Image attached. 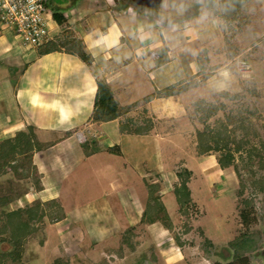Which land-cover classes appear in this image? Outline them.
I'll list each match as a JSON object with an SVG mask.
<instances>
[{
    "label": "rangeland",
    "instance_id": "1",
    "mask_svg": "<svg viewBox=\"0 0 264 264\" xmlns=\"http://www.w3.org/2000/svg\"><path fill=\"white\" fill-rule=\"evenodd\" d=\"M213 1L217 6L222 0ZM205 2L163 0L157 13L153 14L145 10L138 11L141 10L138 8L135 10L127 0H50L51 9L65 10L63 15L66 18L62 25H57L53 40L61 37V41L72 36L84 39L85 51L88 54L90 52L87 45L91 47L94 42L99 41L103 28L106 29L107 26L117 29L115 16L120 12H123L124 17H127L129 11L149 18V22L140 19L142 21L136 23L141 30L149 32L141 40L149 39L148 45L151 48L147 46L145 50H150L148 57L153 63L151 69L156 71L163 67L162 79L166 86L157 90L153 82L155 77L151 78L148 74L146 80H149L152 87L151 93L131 102L130 105L135 108L143 105L153 95L157 96L168 88L170 90L172 86L175 94L171 96H177L181 93L180 90H188L199 82L213 91L209 103L217 107V110L207 122H201L200 117L194 116L191 107L189 112H186L190 121H186V116V119L182 120L184 126L172 121L165 123L166 127L169 126L166 130L163 129L164 123H160L151 131L160 134L164 132L166 135L174 133L170 140L176 144L181 141L182 148L186 146L189 151L187 157L177 151L170 153L180 150L179 144L173 147L165 142L158 148H153L154 145L150 144L145 147L144 143L131 142L130 139L124 141L130 135L121 136L118 131L115 135H109V140L104 143L89 142L85 146L86 150H106L108 147L112 149L115 145L114 139L120 137L122 146H117L128 152L125 157L127 161L118 156L110 159L105 157L106 153H102L104 156L95 164L85 163L81 155L80 160L78 156L75 157L72 162L74 172L80 177L70 182V194L64 197L66 209L69 212H78L74 216L75 228L70 230L71 233L63 229L69 226L70 220L57 226L47 217L36 221L30 234L24 235L22 241L16 245L0 242V254L3 255L1 264H226L237 259L243 247L241 239L245 231L257 236L259 241L253 251L241 254L242 258H246L247 264H264V189L254 184L264 177V170L258 168L259 162L255 158L251 165L244 161L248 146L240 152L234 149L236 143L244 139L251 141L258 151H261L264 145L261 142V137L264 136V40L258 42L264 34V0H250L238 9L235 14L238 19L227 18L225 21L213 10L207 9L209 7ZM218 8L215 9L218 11ZM208 11L212 15L209 16L211 18L207 16ZM159 14L161 23L153 19ZM247 18L251 20V29L245 25L240 29L239 25L245 24ZM113 21L115 24L110 26ZM161 26L163 27L160 29ZM0 40V82L8 78L9 83L17 84L20 72L25 70V64L29 62V52L33 50L37 53V48L17 43L10 48L9 44L15 42V37L9 29L1 25ZM227 47L228 50L224 51ZM170 48L176 55L180 49L185 53L184 56H172L175 58L174 66L171 65L168 54ZM234 49L237 55L226 60L227 54H232ZM61 51L65 53L64 50ZM4 52L5 55H2ZM123 56L129 61L133 52L125 48ZM114 57L116 58V53L112 55L113 59ZM112 58L109 59L112 64L108 62L110 71L117 67ZM164 60L162 65H158ZM100 65L101 62H97L94 66ZM209 66L220 68L210 73L212 70ZM213 73L218 75L216 81L212 79L206 84L203 76H211ZM96 75L102 77L101 74ZM156 83L161 84L159 81ZM220 91L230 97H219ZM134 93L137 92H131ZM139 95L140 93L132 98ZM116 96L119 105H123L125 91L116 93ZM23 105L21 104L22 110ZM137 112V115H131L130 118L148 126V120H143L140 111ZM171 113L169 110L168 118L172 116ZM160 114L161 112L158 115ZM229 116L232 123L226 120ZM122 117L123 121L127 118ZM217 120L224 123L230 131H234L229 133V147L234 161L223 168L219 165L223 155L221 152L211 151L204 155L197 153L204 127L207 126L208 132L214 134L219 125ZM123 121L120 124L122 123L124 128L130 125L128 121ZM247 122H251L258 130L255 137L251 133L246 136L244 131L239 129L248 124ZM177 126L179 130H186L182 133L178 131ZM170 128L173 131L169 132ZM87 140H91L89 136ZM129 150H133L131 154ZM126 162L130 167H125ZM132 166L138 170L132 171ZM184 168L191 170L187 181L190 200L186 206V214H182L175 199H172L168 208L174 220L169 218L168 230L162 221L156 222L157 225L149 229L145 226L148 224L141 223V217L135 220L139 217L134 209L137 198L128 190L134 181L133 178L143 174L144 180L153 185V177L158 179L161 176L158 171H168L164 181L155 185L156 196L160 198L162 195L159 194L164 192L162 194L171 193L174 198L175 185L180 184L182 180L177 177V173ZM148 170H152L151 174H158H145ZM112 180L121 185H112ZM140 182L143 183L141 180ZM147 198L146 188L140 212L145 210ZM250 201L253 202L254 208L253 221L247 230L239 212L244 204ZM128 204H131L132 210L125 212ZM49 224L54 225L49 227ZM156 230L160 238L157 233L149 234Z\"/></svg>",
    "mask_w": 264,
    "mask_h": 264
},
{
    "label": "crops",
    "instance_id": "2",
    "mask_svg": "<svg viewBox=\"0 0 264 264\" xmlns=\"http://www.w3.org/2000/svg\"><path fill=\"white\" fill-rule=\"evenodd\" d=\"M127 13V17L123 16V12L115 16L117 22L115 24L113 21L110 26L114 23L117 29L106 26V29L103 28L101 30L102 35L99 41L94 42L91 47L87 45L92 57L91 66L85 65L76 56L64 53L63 51L38 56L36 51L32 50L29 52V62L27 65L25 64V70L20 72L17 79L19 83H9L8 78H4L0 82V142L6 139H13L20 133H25L33 136L34 140L41 145V148H34L32 152V165L39 176L40 190L34 189V185L29 180L16 179L12 173L15 167V164L12 162L10 166L6 167L5 173L0 175V213L21 210L34 202L46 203L55 201L63 210L65 218L54 224L57 226L70 220L69 226L63 228L67 232H70L71 229L75 228L73 225L75 222L74 216L78 212H69L66 209L64 197H68L70 194V182L80 177L74 172V163L72 162L75 161V157L77 158V156L78 160H80L81 155L85 163L95 164L98 162V159L104 156L102 153H106L105 157H109L110 159L118 156L127 161L125 157L128 156V152L117 146L118 144L121 145L120 137L114 139L115 145L112 149H110L111 147L99 151L85 149V146L89 142H93L94 144L104 143L109 140V135H115L117 131L121 136L130 135L124 141H129L130 139L131 142L144 143L145 147L150 144L154 145L153 148H158V146H161L165 142L173 145V147L179 144L181 149L173 150L170 153L177 151L187 157L189 151L185 148L186 146L182 148L181 141L176 144L175 141L170 140L171 136L172 138L174 137V133H167L166 135L164 132L160 134V132L155 133L151 131L156 129L158 127L157 124L160 123H164L163 129L166 130L169 126L166 127L165 123L174 121L179 126H184L182 123L183 119L187 117L186 121H190L186 112L187 110L189 112L193 103L199 100L211 101L213 91L205 84L197 82V85L181 92L177 96L159 97V95H153L143 105L131 109L125 117L137 115L138 110L143 116L142 119L148 120V124L150 125L149 130L144 135L122 134L119 124L123 121V117L104 123H93L91 121L96 93L94 76H98L96 75L97 73L102 75L101 78L106 80L114 93L125 91V103L123 105L120 104V106L124 107L131 106V102H136V100H140V98L142 99V97L151 93L152 87L149 85V80H146L148 74L151 78L152 76L153 78L155 77L153 82L157 90L162 89L164 85L166 86L162 79L163 67H160L156 71L151 69L153 63L148 57L150 50H145L149 46V39L146 40L144 38V40H141L149 32L141 30L137 23L142 20L149 22V18L129 11ZM107 14L109 15V12ZM207 16L212 17L209 11ZM250 21L248 20L245 25L249 29H251ZM261 37L258 40L259 43L263 42L264 34ZM163 39L165 40L164 37ZM14 44L16 43H10V48L14 47ZM149 47L151 48V46ZM125 48L133 52V56L129 61L123 56ZM139 49L141 50L139 51ZM225 50H228V47L224 48ZM115 53L116 58L114 57L113 59L112 55ZM172 53V48L168 49L171 65L174 66L175 58H172V56L175 53ZM2 55H5V52ZM177 55L184 56L185 53L180 49ZM233 55H237L235 49L232 54L229 53L227 56L224 55V57L226 56V60H229L230 57H234ZM111 58L117 67L110 71L108 69V62ZM97 62H101V65L97 66L99 68L94 66ZM109 63L112 64V61ZM208 68H211L212 71L209 70L211 73L220 67L209 66ZM217 76L213 73V75L207 76L204 82L206 81L205 83L208 84L212 79L216 81ZM157 81L161 82V84L156 83ZM134 91L137 93L131 94ZM145 91L147 92L145 93ZM139 93L138 97L132 98V96L134 97ZM220 93L222 92L220 91ZM21 104H24V110L21 109ZM169 110L172 112L170 118H168ZM160 112L161 114L158 115ZM113 122L115 124H112ZM110 124L112 125L110 126ZM179 126H177L178 131L183 133L186 129L179 130ZM170 131H173V129L170 128ZM87 136L91 140L88 141ZM83 144L85 145L84 147ZM132 151L129 150L130 154ZM127 163L124 164L125 167H130ZM133 167L130 168L132 171L138 170ZM151 172L152 170H148L145 174L150 175ZM167 172L163 170L158 171L161 175L158 179H155L154 176L158 173H152L151 176H154L152 184L157 185L159 181H164L163 179H165ZM144 179L143 174L141 176L138 175L136 178H133L134 181L131 182L128 188L130 194L134 193L137 198L134 209L139 214V217L137 216L135 220H138L144 211V209L141 212L139 210L142 204L141 200L146 194V185H151ZM110 182L115 186L121 185V183L115 180ZM17 192H20L18 197L13 194ZM162 193L159 194L162 195L160 200L169 218L174 220L169 211L168 204L172 202V199L174 201L175 197L173 198L171 193ZM130 205H127L125 212L132 210ZM43 214L45 219L47 215ZM54 224H49V227ZM155 225L157 223L145 226L150 229V227ZM147 233L146 238L148 239L149 235ZM152 233L158 234V231L149 232V234Z\"/></svg>",
    "mask_w": 264,
    "mask_h": 264
},
{
    "label": "trees",
    "instance_id": "3",
    "mask_svg": "<svg viewBox=\"0 0 264 264\" xmlns=\"http://www.w3.org/2000/svg\"><path fill=\"white\" fill-rule=\"evenodd\" d=\"M205 1V5L209 7L208 9L213 10L215 14L217 13L216 15H219L222 19L225 20L227 18L236 19L237 16L235 14L238 13V9L240 7H243L250 0H222L217 3V6L215 1L213 0ZM215 6L219 7L218 11L215 9ZM132 8L138 10L133 6ZM64 12L65 10L60 11L53 9V19L57 25H62L66 21V18L63 15ZM153 19L161 22V14H159V16H154ZM247 22L248 20L245 22V24L239 25L240 29L241 27H243V25H246ZM59 39H52L38 46L37 55L43 56L64 50L65 53L76 56L85 65L91 66L92 57L90 54L86 53L84 43L81 39L73 36L70 38L66 37L65 39H61V41ZM57 43H59L60 45H58ZM164 62L165 60L158 65H162ZM205 78L206 77H204L203 79ZM94 80L96 84V93L91 115V121L93 123H104L118 120L122 116L128 114L131 109L134 108L133 105L125 107L120 106L116 94L111 90L109 84L104 78L94 76ZM197 84L198 83L196 82V85ZM180 91L182 92V90ZM173 94H175V92L173 91L172 86L170 87V90L168 88L166 91L161 92L159 94V97H169ZM219 97L227 99L230 96L227 93H220ZM216 98H218V95L216 96ZM192 107L194 116H196V118L200 117L201 122H207L209 117L212 114H215L217 110V107L215 108L213 104L204 100L196 101L192 104ZM226 120H229V122L232 123L230 116L229 118L227 117ZM125 121H128L130 125L124 128L122 123L119 124V129L122 134L127 133L134 135H144L149 130V124L148 126H146L145 124H139L140 121H136L133 118L127 117L123 122ZM216 123L219 125L217 131L214 134H210L208 132L206 128L207 126L204 127V133L202 135L200 143L198 144L201 147L199 146L197 153L198 155H204L205 153H209L211 151L221 152L223 155L219 160V165L223 168L229 166V164L234 161L233 154L231 153L229 147V143H231L229 133H234V131H230L231 129H228L227 126L219 120H217ZM247 123L248 124L241 126L239 129L244 131V135L248 136L251 133L252 136L255 137L258 133V130L255 129V125H253L251 122ZM261 139L263 140L261 142L264 144V136L261 137ZM84 144L83 147L85 146ZM236 144L237 145L234 146V149L237 152H240L247 146L249 147V149L246 151L247 157L244 160L246 163L251 165L252 160L255 158L259 162L258 168L264 170V145L261 151H258L257 148L252 145L251 141L247 139H244L240 143ZM34 148H41V145L36 140H34L33 136L25 133H20L13 139H6L1 141L0 175L4 174L6 171V167L10 166V164L13 162L15 164V167L12 170L14 177L16 179L29 180L34 185V189L40 190L39 176L35 171V167L32 165V152L34 151ZM190 176L191 172L185 168L181 172L177 173V177L182 180L180 184L175 185L176 187L173 191L176 203L179 206V210L182 211V214H186V206L188 204V200H190V191L187 187V181ZM254 184L256 186L258 185V187H260L261 189H264V177L255 181ZM146 188L148 191V198L145 210L143 211L140 218L141 223L151 225L156 222L162 221L165 225L164 227H166V229L168 230L170 228V224L168 223L169 217L160 198L156 196L157 186L146 185ZM13 194L18 197L20 195V192ZM253 209V202L250 201L248 204H244V207L241 208L239 212L240 219L247 230L249 225L253 221ZM44 212L47 213V218H49L52 223L59 222L65 218L63 210L55 201L46 203L34 202L21 210H15L8 213L1 212L0 242H9L11 245H16V243L22 241L24 235L30 234V231L34 229L33 224L36 223V221H41L44 218ZM242 235L243 237L241 241L243 242V247L237 255V259L240 261L246 260V258H242L243 256H241V254H243L245 251H253L259 241V238L257 236H253L247 231L243 232ZM2 259L3 255L0 254V264Z\"/></svg>",
    "mask_w": 264,
    "mask_h": 264
},
{
    "label": "built area",
    "instance_id": "4",
    "mask_svg": "<svg viewBox=\"0 0 264 264\" xmlns=\"http://www.w3.org/2000/svg\"><path fill=\"white\" fill-rule=\"evenodd\" d=\"M50 0H0V25L15 37V43L31 48L50 41L57 24Z\"/></svg>",
    "mask_w": 264,
    "mask_h": 264
},
{
    "label": "water",
    "instance_id": "5",
    "mask_svg": "<svg viewBox=\"0 0 264 264\" xmlns=\"http://www.w3.org/2000/svg\"><path fill=\"white\" fill-rule=\"evenodd\" d=\"M130 5L141 10L156 14L163 0H127Z\"/></svg>",
    "mask_w": 264,
    "mask_h": 264
},
{
    "label": "flooded vegetation",
    "instance_id": "6",
    "mask_svg": "<svg viewBox=\"0 0 264 264\" xmlns=\"http://www.w3.org/2000/svg\"><path fill=\"white\" fill-rule=\"evenodd\" d=\"M262 255L264 256V246L262 248ZM213 264H216V263H213ZM226 264H247V260H238V259H234V260H231L230 262L226 263Z\"/></svg>",
    "mask_w": 264,
    "mask_h": 264
}]
</instances>
